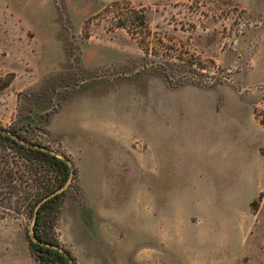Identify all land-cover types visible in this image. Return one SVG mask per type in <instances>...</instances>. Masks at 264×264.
Masks as SVG:
<instances>
[{
	"label": "rangeland",
	"instance_id": "obj_1",
	"mask_svg": "<svg viewBox=\"0 0 264 264\" xmlns=\"http://www.w3.org/2000/svg\"><path fill=\"white\" fill-rule=\"evenodd\" d=\"M0 127L71 162L73 264H264V26L232 0H0ZM16 199L0 264H38Z\"/></svg>",
	"mask_w": 264,
	"mask_h": 264
},
{
	"label": "trees",
	"instance_id": "obj_2",
	"mask_svg": "<svg viewBox=\"0 0 264 264\" xmlns=\"http://www.w3.org/2000/svg\"><path fill=\"white\" fill-rule=\"evenodd\" d=\"M119 26L125 28L124 24ZM0 130V189L5 187L12 197H17L15 204L23 207L32 221L31 231L36 241H30V248L36 262L71 264L59 251L56 236L66 194L62 189L70 177L69 166L43 146L13 133L28 143L23 145L13 139L10 132L1 127ZM58 191L61 192L50 197ZM7 199L9 202L12 198ZM44 199L46 200L43 202ZM64 253L71 259L67 251Z\"/></svg>",
	"mask_w": 264,
	"mask_h": 264
},
{
	"label": "crops",
	"instance_id": "obj_3",
	"mask_svg": "<svg viewBox=\"0 0 264 264\" xmlns=\"http://www.w3.org/2000/svg\"><path fill=\"white\" fill-rule=\"evenodd\" d=\"M101 3H112L122 0H98ZM132 4L142 5L150 3L152 0H125ZM233 5L237 7L239 11L244 12L248 16L256 19L264 26V0H232Z\"/></svg>",
	"mask_w": 264,
	"mask_h": 264
},
{
	"label": "water",
	"instance_id": "obj_4",
	"mask_svg": "<svg viewBox=\"0 0 264 264\" xmlns=\"http://www.w3.org/2000/svg\"><path fill=\"white\" fill-rule=\"evenodd\" d=\"M0 132H1V130H0ZM9 134H10L11 137H12L13 139H15L16 141L22 143L23 145H28L27 142L22 141L18 136L14 135L13 133H12V134L9 133ZM60 158L63 159V160L67 163V165L69 166V168H70V177H69V179H68L66 185L64 186V188H65V187H67V186L71 183V181H72V176H73V172H74V171H73V168H72V164H71V162H70L67 158H65V157H60ZM64 188H63L62 190H64ZM60 192H61V191L55 192V193H53L52 195H50V197H52V196H54V195H56V194H58V193H60ZM48 198H49V197H48ZM45 200H46V199H44L43 202H44ZM32 240H33V241H36V239L34 238L33 235H32ZM59 251H60L61 253H63V254L69 259V262H70L71 264H73V263H72V260L70 259V257H69L68 254L64 253V251H63L62 249H59Z\"/></svg>",
	"mask_w": 264,
	"mask_h": 264
}]
</instances>
